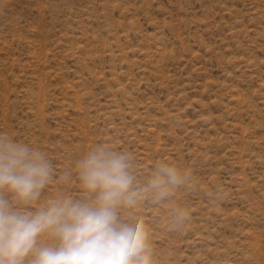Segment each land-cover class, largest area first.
Segmentation results:
<instances>
[{
    "label": "rangeland",
    "instance_id": "374dc122",
    "mask_svg": "<svg viewBox=\"0 0 264 264\" xmlns=\"http://www.w3.org/2000/svg\"><path fill=\"white\" fill-rule=\"evenodd\" d=\"M0 138L51 163L32 210L84 198L76 164L102 144L134 188L185 175L121 212L154 264H264V0H0Z\"/></svg>",
    "mask_w": 264,
    "mask_h": 264
},
{
    "label": "clouds",
    "instance_id": "9594fccd",
    "mask_svg": "<svg viewBox=\"0 0 264 264\" xmlns=\"http://www.w3.org/2000/svg\"><path fill=\"white\" fill-rule=\"evenodd\" d=\"M76 169L84 198L56 197L32 210L52 179L51 163L25 143L0 138V264H154L143 221L126 222L121 212L149 195L167 199L184 173L160 163L143 188H134L128 157L102 144ZM188 216L175 210L178 224Z\"/></svg>",
    "mask_w": 264,
    "mask_h": 264
}]
</instances>
